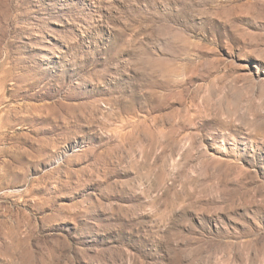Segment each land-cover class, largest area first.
Returning <instances> with one entry per match:
<instances>
[{"label":"rangeland","instance_id":"374dc122","mask_svg":"<svg viewBox=\"0 0 264 264\" xmlns=\"http://www.w3.org/2000/svg\"><path fill=\"white\" fill-rule=\"evenodd\" d=\"M0 264H264V0H0Z\"/></svg>","mask_w":264,"mask_h":264}]
</instances>
